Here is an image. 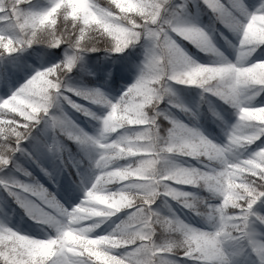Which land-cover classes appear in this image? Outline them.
<instances>
[{
	"label": "snow or ice",
	"instance_id": "snow-or-ice-1",
	"mask_svg": "<svg viewBox=\"0 0 264 264\" xmlns=\"http://www.w3.org/2000/svg\"><path fill=\"white\" fill-rule=\"evenodd\" d=\"M132 4L131 10L113 12L115 6H107L103 0H79L76 8L74 0H45L42 6L35 0H0V84L7 89L0 94V188L35 220L55 223L73 215L69 209L74 205L86 203L82 198L98 174L117 168L122 173V178L104 189L112 199L89 221L94 229L81 228L86 237L83 242L58 244L47 255L33 254L22 242L0 243V264H264V124L252 121L245 126L239 119L240 107L264 106V85H250L253 95L261 100L238 104L222 88L199 87L200 103L223 129L222 143L196 126L199 113L182 100L168 105L163 115L159 109L154 113L147 105L141 107L154 88L152 70L165 57H181L194 66L224 63L239 68L244 67L242 58L255 49L247 63L264 60V44L250 40L243 31L253 16L264 14V0H132ZM203 14L209 16L207 25L200 22ZM89 15L104 20L108 29L93 25ZM46 16L50 19L40 25ZM38 25L50 33L47 46L62 48V52L55 62L33 66L21 62L20 53L36 44ZM185 42L208 57L221 59L201 62ZM101 44L107 45L103 50L109 55L135 47L142 50L133 81L115 97L100 86L71 82L70 74L83 54ZM26 67L30 72L13 87L12 74ZM241 87L234 83L233 94ZM211 97L231 105L233 119H225ZM50 98L59 103H50ZM65 106L82 115L91 131ZM126 109L137 116L142 111L148 115L144 122L114 119L115 113L122 117ZM172 109L184 115L195 112V118L191 124H179ZM161 117L168 122L163 128ZM40 124L43 139L32 135ZM185 125V135L198 138L203 154L195 151V146L193 150H177L176 130ZM65 136L77 145L78 156L63 143ZM26 140L31 150L24 146ZM97 141L110 147L100 148ZM105 151L115 153L106 167L97 162ZM17 154L34 164L54 186L53 173L42 158L59 161L65 170L71 165L77 177L74 183L81 192L78 202L69 207L21 163ZM216 158L222 163L217 164ZM148 161H155L158 167L168 161L173 168L148 175L142 171L143 162ZM173 169L189 178L195 174L196 182L161 179L165 171L175 176ZM205 189L214 195L208 196ZM192 200L203 201L202 212L193 211L189 205ZM113 203L118 206L113 207ZM9 216L0 208V232L12 229L33 244L60 239L59 231L27 233L10 225ZM157 228L183 229L189 244L176 252L171 244L154 236ZM125 233L128 238H122Z\"/></svg>",
	"mask_w": 264,
	"mask_h": 264
},
{
	"label": "clouds",
	"instance_id": "clouds-1",
	"mask_svg": "<svg viewBox=\"0 0 264 264\" xmlns=\"http://www.w3.org/2000/svg\"><path fill=\"white\" fill-rule=\"evenodd\" d=\"M104 4L109 7H113V12L117 9L121 11L131 10L133 7L132 0H103ZM79 0H74V8L79 7ZM50 17H43L40 20V25H43L45 21L49 20ZM87 19L93 24H99L108 29L109 25L99 18L96 15H89ZM138 19V18H137ZM244 35L247 36L250 40L259 41L261 44H264V14L253 16L246 25L243 26ZM49 31L46 28H40L37 26V35H36V44L41 45L45 48H49L46 44V41L49 38ZM106 44H101L95 51H100ZM87 52H92L90 49ZM85 52V53H87ZM250 53L248 56L242 58L244 62V67H237L236 65H227L224 63H205L199 65H192L187 60L177 57L170 56L165 57L164 60L159 63L152 70V79L151 84L154 85V88L149 93V98L146 101H141V107L145 105L151 107L152 111L155 113L159 109V114L163 115L164 109L170 105L176 103L177 100H181L180 92L177 89L176 85H190L195 84L197 88L201 85L208 88H222L226 93L230 95L233 103H241L247 99H256L253 95L251 84H262L264 85V60H255L252 63H247L251 59ZM83 59V56H82ZM221 57L210 55L209 61H219ZM234 83H239L242 85L240 90L233 94L232 85ZM54 95V94H53ZM154 102V103H153ZM50 103L58 104L59 102L55 99L50 98ZM164 107H161V105ZM231 108V105H229ZM148 114L146 112H141L139 116L130 110H124V115L121 117L120 113L114 114V119L123 118V119H135L136 122H144V118ZM186 117L190 119L195 118V112H189ZM170 119V118H168ZM239 119L241 122L248 126L252 121H256L264 124V106L260 107H240L239 108ZM166 120V119H164ZM167 121V120H166ZM179 124H184V120L177 117ZM161 121L160 127H165ZM188 127L185 125L183 128H178L176 130V138L178 141L177 150L183 151L185 148L189 150H194L203 154L204 150L199 146L198 138H192L185 135V128ZM115 130V126L111 129ZM245 137H241L243 139ZM96 144L100 148H108L110 145L100 144L98 141ZM112 145H115V142H111ZM116 148L123 152L125 149L116 145ZM115 156L114 152L105 151L97 158V162L101 166H107L112 163V158ZM144 167L142 169L143 173L148 175H153L160 171V169H170L173 168L171 162L164 161L157 166L155 161L143 162ZM216 163L221 164L222 160L216 158ZM182 167V166H181ZM176 172V175L173 176L169 171H165L164 175L161 176V179L173 178L178 182H196V175L193 174L190 178L186 177L183 173L179 172L177 169H173ZM117 178H122L121 169H112L110 173H100L96 176L95 181H93V187L87 190L82 198L86 203L74 205L72 209H69L73 215L68 216L67 220L58 219L55 223H49L45 221L35 220L34 216H29L26 212L25 215L29 219L35 222L36 227L39 230L43 231H59L60 239L57 240L53 238L49 241H41L39 243L33 244L31 241H28L27 238L20 236L19 233L8 229L6 232H0V243H7L9 245H15L17 242H22L25 247H31L33 254L47 255L50 254L52 249L58 244H71V243H80L83 242L86 237L81 234V228L83 229H94V225L90 223L92 217L98 216L101 214V206L107 204V202L112 199L110 194L104 191L109 185L117 180ZM208 196L214 195L212 192H207ZM202 200H192L189 201V205L193 208V211L200 210ZM113 207H117L116 203L112 204ZM79 225L80 227H75ZM154 236L158 237L162 242L171 244L176 252H179L181 249L185 248L189 241L186 239L185 231L179 228H167V229H154ZM128 238V234L125 233L124 237ZM117 240L121 237L115 238ZM206 243H211L210 240L206 239ZM241 264H244L241 261Z\"/></svg>",
	"mask_w": 264,
	"mask_h": 264
},
{
	"label": "trees",
	"instance_id": "trees-1",
	"mask_svg": "<svg viewBox=\"0 0 264 264\" xmlns=\"http://www.w3.org/2000/svg\"><path fill=\"white\" fill-rule=\"evenodd\" d=\"M37 5L42 6L45 3V0H35ZM204 16V15H203ZM61 49H52L45 48L41 45H33L32 48L27 49L23 53H20V60L29 65L38 66L40 63L47 62H55L56 60L61 58ZM142 50L139 47L126 49L125 52L120 54H112L109 55L103 49L100 51L87 52L83 54V58H85L80 64L73 69V73L70 76H77L80 78V82L78 85L84 87H93L91 85V79H98L101 83H104V90L114 93L115 87L118 83H126L130 84L133 80V67L136 62L139 60L140 54ZM202 59V58H201ZM30 72V69L27 67L23 72H17L12 74L11 82L12 86L15 87L20 82L23 81L26 74ZM177 89L180 92L181 100L188 105L193 111L199 113V117L203 123L202 128L210 134V131L217 130L215 122L207 113V108L204 104L200 103V97H197L198 91L194 90V88H186L184 86L176 85ZM7 91L6 87L3 84H0V94H5ZM198 95H200L198 93ZM80 100V98H76ZM82 102L88 103L86 101L81 100ZM199 105V107H197ZM224 112H227V108H229L226 104L220 103ZM161 107H164L162 104ZM70 109V108H69ZM71 110V109H70ZM173 113L177 115L180 119L186 122L187 117L179 112L176 109H172ZM75 113V112H74ZM79 117L83 119L87 128H89V124L86 122V119L76 113ZM23 119V118H21ZM160 119L164 124L168 122ZM91 131V129L89 128ZM34 134V129L32 135ZM31 139V138H30ZM63 143L67 146L70 153H76V156L79 155L77 145L66 136L64 137ZM24 146L28 147L31 150L30 141H24ZM18 159H20L21 163L24 164L25 167L29 168L34 175H36L42 183H44L50 190L56 192L57 196L63 200L69 207L72 204L78 202L81 192L77 187V184L74 183L76 181L72 176L67 174V169L65 170L60 164L59 161H53L50 158L44 157L42 158V163L45 167L49 168L53 175L52 180L55 181V186L52 182L49 181L47 177H45L38 168L30 161H27L24 157L19 156L17 154ZM18 175V174H17ZM24 179V177H21ZM2 193V199H0V208H3L4 211L10 213L8 217L12 226L22 229L27 233H36L39 232V229L36 227L35 222L27 215L22 208L17 206L13 198L8 196V194L0 188ZM264 210V208H262ZM182 215L184 214V210L177 208ZM101 227H104L102 225Z\"/></svg>",
	"mask_w": 264,
	"mask_h": 264
},
{
	"label": "rangeland",
	"instance_id": "rangeland-1",
	"mask_svg": "<svg viewBox=\"0 0 264 264\" xmlns=\"http://www.w3.org/2000/svg\"><path fill=\"white\" fill-rule=\"evenodd\" d=\"M250 2H252V0H250ZM203 15H204V16H203ZM203 15H201V16L199 17L200 22H201L202 24H204V25L209 24V23H210V21H209V16H208L207 14H203ZM222 43H223V42H219V45H222ZM185 46L187 47L188 51H189L190 53L194 54L195 58H197V59L200 60L201 62H207V60L209 59L208 56H206V55H205L204 53H202V52H198L195 48H193V47H192L190 44H188L187 42H185ZM226 54H227V53H226ZM141 58H142V53H141V55H140L139 60L136 62V64H135L134 67H133V70H134V76H133L132 79H134V77H135V75H136V73H137V67H136V66L139 64ZM201 58H202V59H201ZM84 59H85V58H83L82 61H83ZM82 61H81V62H82ZM79 64H80V62H79ZM90 81H91V85H92V86H100V87H103V85H104V83H101L100 81H98V79H93V78H92ZM71 82H72L73 84L78 85V83L80 82V78L77 77V76H73V77L71 76ZM126 85H128V84H125V83H122V82L118 83V84L116 85V87H115V92H114V93H110V92H108V91H106V90H104V91H105L106 93L110 94L111 96H114V97H115V96H118V95L120 94V92L123 91V89L125 88ZM179 86H180V85H179ZM181 86H184V85H181ZM184 87H186V88H191V89L194 88V90H195V91L197 90L198 93L200 94V91H201V90H200L199 88H197V87H194V86H184ZM103 89H104V88H103ZM198 93H197V97H198V96L200 97V95H198ZM199 97H198V98H199ZM210 99L212 100V102H213V104L216 106V108H217L219 111H221V112L223 113L225 119H227V120H231V119H233V116H232V109H231L227 104H226V105H227L229 108H227V112H224L223 108H222L221 105H220L221 101H220L219 99H217V98H215V97H211ZM261 99H262V97H257V100H261ZM78 101L81 102V103H85V102H82L81 100H78ZM222 103H223V102H222ZM65 108H66V110L68 111V113H69L74 119L77 120L78 123H80L82 126H84L85 128H87L85 122L83 121V119H82L81 117H79L76 113H74L72 110H70L69 108H67V106H65ZM186 123L191 124V123H192L191 119L187 117V119H186ZM215 125H216V129H217V130H215V131L211 130V131H210V134H209L208 132H206V131L202 128L203 123H202V121H201V119H200V117H199V119H198V123H197L196 126H198V127L201 129V131H203V133H204L205 135L209 136V138H211V139H213V140H215V141H217V142L222 143V142L224 141V132H223V129H222L221 126L218 125L217 122H215ZM42 129H43V124L37 125V127L34 129V134H33V136H35V137H37V138H39V139H43L45 133L42 131ZM73 155L76 156V153L73 152ZM67 170H68V171H67V174L70 175V176H72L75 180H77L76 173H75V171H73L71 165H68ZM205 194H206V193H205ZM2 198H3V197H2L1 190H0V199H2ZM182 210H183V209H182ZM8 222L10 223L9 218H8ZM10 225H12V224L10 223Z\"/></svg>",
	"mask_w": 264,
	"mask_h": 264
}]
</instances>
